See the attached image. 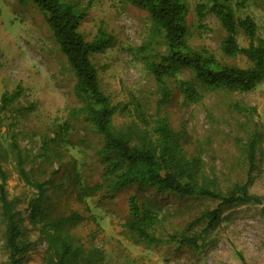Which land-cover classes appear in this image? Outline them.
<instances>
[{"label":"rangeland","instance_id":"374dc122","mask_svg":"<svg viewBox=\"0 0 264 264\" xmlns=\"http://www.w3.org/2000/svg\"><path fill=\"white\" fill-rule=\"evenodd\" d=\"M86 9L79 30L92 40L102 22L115 42L103 52L91 56L100 83L117 106L113 125L120 129L139 123L136 103L147 115L156 110L159 93L155 80L128 48L139 45L148 34L151 21L147 13L121 0H66ZM188 6L187 43L193 49H206L221 61L247 67L249 62L238 54L225 56L221 51L224 29L216 17L205 11L200 20L196 11L207 0H186ZM236 16H251L257 35L264 41L263 0H232ZM240 46L248 40L237 34ZM190 76L182 70L168 84L169 102L161 113L171 127L181 134L188 157H199L205 176L214 187L226 190L236 182L249 181L251 193L260 196V204H245L226 209L218 226L199 241V248L174 250L169 244L146 245L134 241L125 227L127 198L134 187L106 195L93 187L102 181V165L96 151L102 146L100 136L72 115L78 102L72 94L74 76L60 52L51 30L32 3L0 0V100L3 93L19 87V98L0 114V151L2 166L8 174L7 190L16 203L21 221L22 240L32 244L27 264H45L46 243L28 218L27 201L32 189L16 171L9 149L10 133H15L28 156L26 169L34 167L37 179L45 180L54 216L78 212L81 220L71 228L85 248L103 253L100 264H264V80L249 92L228 91L199 86V98L187 100L179 86ZM1 104V103H0ZM248 109V112H247ZM69 130L62 139L49 142L45 155L43 140L53 137V130L63 124ZM260 131L255 167L248 178L245 146L249 134ZM43 157H45L43 159ZM158 214L156 235L166 237L182 232L201 211L215 207L206 198H179L144 192ZM195 226L189 235L198 233ZM0 221V264H6Z\"/></svg>","mask_w":264,"mask_h":264},{"label":"trees","instance_id":"16d2710c","mask_svg":"<svg viewBox=\"0 0 264 264\" xmlns=\"http://www.w3.org/2000/svg\"><path fill=\"white\" fill-rule=\"evenodd\" d=\"M19 1L22 4L30 2L40 11L74 76L72 94L78 106L73 109L72 115L86 123L102 139V146L96 151L102 165V181L93 189L113 195L123 189L135 188L127 198L128 217L125 222L135 242L146 245L166 243L174 250L182 247L197 249L199 241L218 226L226 209L262 202L260 196L250 192L247 180L236 182L226 190L214 187L204 174L201 159L187 156L181 134L171 127L167 115L160 111L171 98L168 81L182 70H187L190 76L180 80L179 86L185 98L192 102L200 96L199 86L249 92L264 80V41L257 35V26L251 16H236L232 0H207V5L197 4L196 11L200 20L205 17V11L216 17L225 31L220 47L222 53L228 57L243 55L249 62L247 67L225 63L206 49H193L188 45L189 11L186 0H121L145 11L151 21L149 32L142 42L128 48V51L153 76L159 98L156 110L149 116L142 104L136 103L139 123L127 124L120 129L112 121L118 108L102 88L98 70L91 60L93 54L103 52L114 44L113 34L101 22L95 37L86 40L79 30L86 17V9L77 8L69 1ZM239 31L248 40L246 46H240L237 42ZM19 95V87L12 93H3L0 114ZM1 122L0 116V125ZM68 130L69 124L66 122L55 128L53 137L43 140L42 154L45 155L48 150L49 142L56 137L63 140L62 136ZM261 135L260 131L249 134L245 146L248 178L255 167ZM8 145L14 156L17 174L32 189L27 201L28 218L32 224L38 225V232L46 243L43 255L45 264H100L103 253L94 247L85 248L71 232V228L81 220L80 214L71 212L54 216L47 182L36 178L33 166L25 168L28 156L15 133H10ZM2 156L0 151V221L7 252L6 264H27V254L32 244L22 240L19 211L15 200L8 195V174L2 166ZM144 192L179 198H206L216 201V205L201 211L184 231L161 237L154 232L158 214ZM198 225H202V229L189 235L188 231Z\"/></svg>","mask_w":264,"mask_h":264}]
</instances>
